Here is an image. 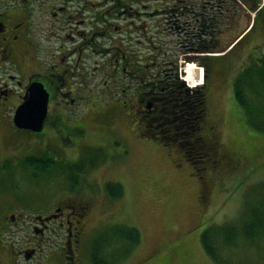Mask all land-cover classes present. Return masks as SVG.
Wrapping results in <instances>:
<instances>
[{
  "label": "flooded vegetation",
  "instance_id": "flooded-vegetation-1",
  "mask_svg": "<svg viewBox=\"0 0 264 264\" xmlns=\"http://www.w3.org/2000/svg\"><path fill=\"white\" fill-rule=\"evenodd\" d=\"M259 1L252 28L257 23L258 29H264V0L260 5ZM232 2L0 0V138L4 146L0 150L8 148L0 154V167L16 164L26 171L17 164L20 147L9 127L23 130L14 124L13 115L32 84L42 86L47 94L42 130L52 124L55 134L70 145L81 141L84 126L80 122L99 115L134 121L144 139L168 143L187 136L198 124V87L193 85L202 83L203 73L194 61L186 66L188 75L183 73L179 67L183 62L178 65L167 52L168 34L176 38L172 55L200 56L201 30L211 33L217 19L227 27L234 16ZM3 113L10 115V121ZM67 163L71 161L64 159ZM14 193L0 190V264H80L88 198L69 197L65 191L61 199L53 195L26 202ZM23 205L31 211L26 212ZM61 230L65 237L58 243L55 238ZM52 245H60L59 260L49 257Z\"/></svg>",
  "mask_w": 264,
  "mask_h": 264
},
{
  "label": "rangeland",
  "instance_id": "rangeland-1",
  "mask_svg": "<svg viewBox=\"0 0 264 264\" xmlns=\"http://www.w3.org/2000/svg\"><path fill=\"white\" fill-rule=\"evenodd\" d=\"M233 1L237 5L232 2L231 23L219 25L223 28L219 33L221 48L246 18L243 1ZM258 30L264 32L262 27ZM262 32L255 30L251 35L264 39ZM167 39L168 56L178 65L183 62L179 67L186 69L188 61H199L200 67L208 69L210 78L205 75L202 83L193 86L206 90L199 132L217 147V161L195 167L197 162L180 156L175 142L140 138L134 121L112 115L91 116L80 122L84 132L77 146L60 139L50 123L39 133L9 127L20 147L17 164L26 171L16 164L0 169V190L10 195L15 191L26 202L53 195L61 199L65 191L69 197H87L90 210L80 240V264H92L91 245L100 235L108 238L102 250L109 264H264V133L248 122L232 88L233 78L248 56L264 53V41L256 43L246 57L243 41L224 57L201 59V53L184 59L172 55L175 36L168 34ZM1 116L11 119L8 113ZM2 144L0 138L4 148ZM7 150L5 147L0 154ZM37 156L51 160L48 170L34 166L38 167L39 160L34 165L25 163L28 157ZM64 159L71 163L64 164ZM75 159L79 164L84 161L83 166L68 169L78 164L73 163ZM32 174L38 178H30ZM13 175L22 179L14 181ZM50 176L57 179L49 180ZM107 182L120 183L122 194L113 197L106 189ZM122 224L138 229V244L120 234L123 228L116 230V235L109 232L110 226ZM225 224L230 227L226 236L231 241L221 244L223 258L218 262L205 251L200 235L210 226ZM64 237L61 230L55 241L61 243ZM60 251V245H52L49 257L59 260Z\"/></svg>",
  "mask_w": 264,
  "mask_h": 264
},
{
  "label": "trees",
  "instance_id": "trees-1",
  "mask_svg": "<svg viewBox=\"0 0 264 264\" xmlns=\"http://www.w3.org/2000/svg\"><path fill=\"white\" fill-rule=\"evenodd\" d=\"M257 4L258 0H255V2H252L251 5L247 4V6L250 9H254L256 8ZM220 24L221 23L217 19L216 23L214 24V30L211 33H209L207 29L205 32L201 30L199 39L201 52L218 51L219 49H221V47H219V33L222 32V28H220L219 26ZM201 27L207 28V25L203 24L201 25ZM256 29H258L257 23L251 29L250 33L243 40L237 42L236 44L242 43L243 41L246 43L248 38L251 36V34L254 33ZM208 39H210V44L208 42ZM201 56H203L199 57L201 59L207 58L206 55ZM204 69L206 77L210 78V74H208V69L206 65H204ZM232 88L234 98L236 102L244 109L248 122H250L256 130L264 133V53L252 57L248 56L245 64L240 68L236 76H234L232 81ZM205 103L206 90L204 87H199L196 93V122L198 124H196L194 128L192 127L189 130L187 136L183 134L179 135L178 141H175L178 149L184 153V156L187 159L191 160L192 162H197V165H195V167H197L200 163L209 162V160L217 161L218 157L217 147L213 143L207 141V139H205L199 132L201 122L205 114ZM180 120L182 121V119ZM186 142L189 143L187 144ZM36 160L40 161L38 167L37 164H35ZM50 161L51 160L46 157H28V159L25 160V163H29L32 165L35 164L34 166L39 170L46 171L49 168ZM82 166L83 163H78L76 165H70L69 168L72 169L73 167H75V169L80 170L79 168H81ZM2 168H5V164L0 167V169ZM205 183L206 182L204 180L201 182V184L203 185H205ZM106 189L113 197H118L122 194V186L120 183L117 182L106 183ZM201 197L204 198L202 192ZM110 227V229H108L110 230L109 232H111V234L116 235L115 231L123 228L124 230L120 233L123 235V237L128 238L130 243H132L133 245L139 243L140 236L139 231L136 227L124 224H122V226L113 225ZM229 230L230 227L226 224L220 225L219 227L210 226L205 229L200 235V241L202 243L203 248L209 255L212 256L215 261L219 262L220 259L223 258L222 253L220 252L222 246L221 244H227L226 242L231 241V239L229 240V238H227L226 236ZM107 240L108 238H106L105 236L102 237L101 235L93 240L90 252L92 264H109L107 260L105 261L104 253L102 250L104 249V247H106L104 244Z\"/></svg>",
  "mask_w": 264,
  "mask_h": 264
},
{
  "label": "water",
  "instance_id": "water-1",
  "mask_svg": "<svg viewBox=\"0 0 264 264\" xmlns=\"http://www.w3.org/2000/svg\"><path fill=\"white\" fill-rule=\"evenodd\" d=\"M195 63L200 66L198 61H195ZM46 108L47 94L45 90L42 86L32 84L27 97L16 107L13 122L18 128L39 132L43 127Z\"/></svg>",
  "mask_w": 264,
  "mask_h": 264
},
{
  "label": "crops",
  "instance_id": "crops-1",
  "mask_svg": "<svg viewBox=\"0 0 264 264\" xmlns=\"http://www.w3.org/2000/svg\"><path fill=\"white\" fill-rule=\"evenodd\" d=\"M253 9V8H252ZM246 12L249 14L251 11L249 10V9H247L246 8ZM246 13V18L245 19H242V21L239 23V25L237 26L238 28L236 29L237 31H235V33H234V35L232 36V41H234L237 37H239L241 34H243V37L241 38V40H243L249 33H250V31H251V29L252 28H249V24H250V20H251V18L253 17V14H254V12L253 13H251L250 15H248ZM231 21H229V23H230ZM249 28V29H248ZM239 31V32H238ZM257 31H259L258 29H257ZM236 32H238V33H236ZM231 40L229 41V42H231ZM240 40V41H241ZM262 41H264V39H262V36L261 35H259V36H250L249 38H248V40L246 41V43H245V45H244V48H243V53L245 54V57H246V54H248V53H251V50L252 49H254L255 48V46H256V43H260V42H262ZM228 42V43H229ZM224 43H226L225 44V49H227L228 47H227V45H228V43H227V41H224ZM235 47V46H234ZM233 47V48H234ZM230 51V50H229ZM228 51V52H229ZM227 52V53H228ZM226 53V54H227ZM243 53H241V55L243 54ZM225 54V55H226ZM224 55V56H225ZM218 57H220V56H218ZM218 57H214V58H218ZM244 57V58H245Z\"/></svg>",
  "mask_w": 264,
  "mask_h": 264
},
{
  "label": "bare ground",
  "instance_id": "bare-ground-1",
  "mask_svg": "<svg viewBox=\"0 0 264 264\" xmlns=\"http://www.w3.org/2000/svg\"><path fill=\"white\" fill-rule=\"evenodd\" d=\"M189 64H192V62L191 61H188L187 63H186V65H185V67L187 66V65H189ZM199 67V69H200V71L199 72H202L203 73V69H202V67H200V66H198ZM184 72L183 73H186L185 75H188V68H184Z\"/></svg>",
  "mask_w": 264,
  "mask_h": 264
}]
</instances>
